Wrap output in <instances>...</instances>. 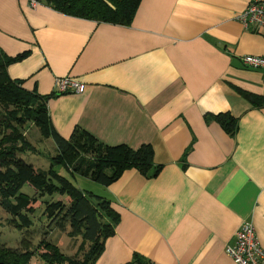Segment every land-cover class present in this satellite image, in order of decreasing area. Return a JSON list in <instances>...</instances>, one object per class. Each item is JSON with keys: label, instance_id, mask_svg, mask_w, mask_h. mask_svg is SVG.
Returning a JSON list of instances; mask_svg holds the SVG:
<instances>
[{"label": "crops", "instance_id": "crops-1", "mask_svg": "<svg viewBox=\"0 0 264 264\" xmlns=\"http://www.w3.org/2000/svg\"><path fill=\"white\" fill-rule=\"evenodd\" d=\"M251 0H142L128 25L80 17L31 0H0V47L29 53L8 66L40 94L54 127L79 125L104 143H149L162 167L126 169L105 185L120 213L92 264H238L227 252L251 220L264 246V30L246 28ZM71 76L83 92H59ZM238 118L234 134L213 114Z\"/></svg>", "mask_w": 264, "mask_h": 264}, {"label": "trees", "instance_id": "trees-1", "mask_svg": "<svg viewBox=\"0 0 264 264\" xmlns=\"http://www.w3.org/2000/svg\"><path fill=\"white\" fill-rule=\"evenodd\" d=\"M62 12L120 24H130L142 0H37ZM29 50L9 55L0 47V203L13 214L16 226L30 227L35 197L21 191L26 182L32 183L40 195L59 192L67 200L46 202L44 213L61 228L70 225L69 234H81L82 258L64 253L51 240L39 243L40 253L50 264H92L105 249L106 239L115 233L121 215L104 195L79 188L70 178L55 168L66 166L72 173L89 176L105 185L110 184L128 168L135 167L147 177L156 176L162 165L154 161V148L146 143L134 148L126 143L107 144L87 129L76 125L69 137L54 127L47 108V99L55 95L40 94L23 86V79L12 78L8 66L23 59ZM252 105H264V95L236 87ZM222 126L234 134L238 118L230 111L213 114ZM32 120L45 137H53L58 153L52 157L49 169H37L20 153L34 148L25 138L21 127ZM21 142V144H20ZM25 210V211H23ZM88 242V248L86 243ZM34 250L6 246L0 242V264H29Z\"/></svg>", "mask_w": 264, "mask_h": 264}, {"label": "rangeland", "instance_id": "rangeland-1", "mask_svg": "<svg viewBox=\"0 0 264 264\" xmlns=\"http://www.w3.org/2000/svg\"><path fill=\"white\" fill-rule=\"evenodd\" d=\"M21 130L27 141L34 148H28L25 152L20 153V156L27 162L32 163L37 169H49L52 164V157L58 153L55 139L52 136L45 137L41 133L39 126L32 120L27 121L21 127ZM55 168L70 178L79 188L87 192L91 191L106 196L105 184L89 176L77 172L72 173L62 164H56ZM21 191L31 197L36 196V200L33 202L35 209L33 212H28L32 218V223L29 228L26 226H16L12 221L13 214L7 211L0 203V242L6 246L20 249L27 245L31 247L34 250V254L29 264H50L40 255L43 248L39 245V242L44 238L57 244L64 253L76 258H82L83 251L80 245L84 237L81 234L70 235V225L66 224L67 227L63 229L57 225L58 223L55 220L50 219L44 213L47 201L56 199L67 200V196L59 192L40 195L37 188L30 182H26L22 186ZM86 248H88V242L86 243Z\"/></svg>", "mask_w": 264, "mask_h": 264}, {"label": "built area", "instance_id": "built-area-1", "mask_svg": "<svg viewBox=\"0 0 264 264\" xmlns=\"http://www.w3.org/2000/svg\"><path fill=\"white\" fill-rule=\"evenodd\" d=\"M31 2L35 5L37 0ZM240 20L246 28L254 27L258 31H263L264 0H251L247 8L241 12ZM241 60L248 67L264 70V55L244 54ZM55 87L59 92L70 90L83 92L86 83L71 76H60L56 78ZM226 252L238 264H264V246L251 220L242 222L235 232L234 241L227 244Z\"/></svg>", "mask_w": 264, "mask_h": 264}]
</instances>
